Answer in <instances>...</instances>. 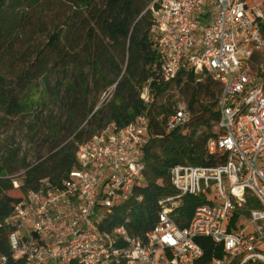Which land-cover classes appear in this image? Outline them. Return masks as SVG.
Masks as SVG:
<instances>
[{"label": "built area", "instance_id": "obj_1", "mask_svg": "<svg viewBox=\"0 0 264 264\" xmlns=\"http://www.w3.org/2000/svg\"><path fill=\"white\" fill-rule=\"evenodd\" d=\"M149 9L157 63L141 99L152 104L151 83L174 82L183 70L218 82L219 132L205 144L215 163L171 168L173 193L158 200L144 239L125 226L102 230L116 207L143 200L149 141L187 133L193 114L177 102L162 135H154L148 112L122 129L111 124L77 144V167L58 184L43 179L14 206L5 220L11 257L0 255V264H194L204 255L199 238L223 249L210 264H264V0H152ZM116 87L101 94L95 111ZM187 196L200 204L181 226Z\"/></svg>", "mask_w": 264, "mask_h": 264}, {"label": "trees", "instance_id": "obj_2", "mask_svg": "<svg viewBox=\"0 0 264 264\" xmlns=\"http://www.w3.org/2000/svg\"><path fill=\"white\" fill-rule=\"evenodd\" d=\"M151 1L0 0V114L20 116L37 94L39 100L44 94L54 101L64 89L72 97L68 102L69 119L75 122L82 117L86 121L84 127H76L73 141L60 145L33 164L25 158L21 163L13 159L0 163V255L11 257L9 235L13 228L5 224V220L11 216L14 206L29 190L36 189L41 180L49 179L58 184L76 168L77 144L91 139L111 124L122 129L145 112L154 125V135L164 133V121L174 111V106L171 109L166 104L156 105L173 82L153 81L150 85L152 104L147 106L141 99L142 89L153 77L152 67L157 63L149 35L153 24ZM185 73L181 71L174 82L180 83ZM187 76L194 80L193 74ZM115 83L113 99L95 111L97 95ZM205 86L211 97L217 98L211 90L213 86L220 95V84L211 77ZM197 102L195 90L189 100L192 112ZM84 111H88V115H82ZM206 114L210 118L205 119ZM218 117L216 100L193 117L191 131L177 130L152 138L145 152L148 181L138 190L143 200L131 199L116 207L102 224V230L125 226L131 235L144 239L154 227L158 200L173 193L171 168L179 164L209 166L215 163L207 159L205 149L207 139L215 134H206L201 139L197 134L203 124L209 126V119L218 121ZM21 168L25 172L21 185L15 188L21 190L23 196L16 197L11 195L13 175ZM199 204L200 200L195 197L185 198L180 208L184 217L181 226L188 225ZM198 243L204 248V255L194 264H210L213 258L223 256L222 247L209 238H199ZM10 263L24 264L22 260Z\"/></svg>", "mask_w": 264, "mask_h": 264}, {"label": "rangeland", "instance_id": "obj_3", "mask_svg": "<svg viewBox=\"0 0 264 264\" xmlns=\"http://www.w3.org/2000/svg\"><path fill=\"white\" fill-rule=\"evenodd\" d=\"M209 78L210 76L201 74L194 76L192 81L187 75L182 76L181 82H173L167 94L158 100L156 106L166 104L168 108L173 109V106L180 101H185L189 106V100L196 90L198 102L194 105V111L191 112L193 117L200 115L204 106L214 104V101L219 97L218 88L215 86L211 90L217 98L210 96V90L205 86ZM91 86L93 87L92 83ZM102 93L97 95L98 104ZM37 96L32 103L27 105L26 111L20 116L10 117L3 113L0 114V163L8 159L21 163V160L25 158L26 162L33 164L40 158L47 157L51 152L56 151L60 145L73 141V132L76 127L85 126L86 121H83L82 117L75 122L69 119L68 102L72 97L64 89L61 91L60 97L54 101L48 100L44 94H41L42 99L40 100ZM82 115H88V111H84ZM204 118H210V115L206 114ZM209 120V126L203 124L199 128L197 138L201 139L206 134L219 132L218 121ZM189 131H191V127L187 129V132ZM24 172V169L21 168L13 175L14 181L19 185ZM11 195L20 197L23 196V192L16 189L14 184Z\"/></svg>", "mask_w": 264, "mask_h": 264}]
</instances>
